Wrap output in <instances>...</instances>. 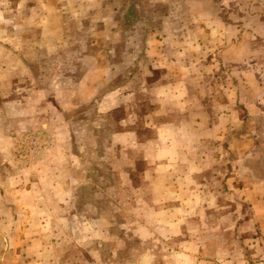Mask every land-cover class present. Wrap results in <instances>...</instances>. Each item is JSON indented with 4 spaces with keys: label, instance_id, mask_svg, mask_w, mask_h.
<instances>
[{
    "label": "rangeland",
    "instance_id": "obj_1",
    "mask_svg": "<svg viewBox=\"0 0 264 264\" xmlns=\"http://www.w3.org/2000/svg\"><path fill=\"white\" fill-rule=\"evenodd\" d=\"M0 264H264V0H0Z\"/></svg>",
    "mask_w": 264,
    "mask_h": 264
},
{
    "label": "crops",
    "instance_id": "obj_2",
    "mask_svg": "<svg viewBox=\"0 0 264 264\" xmlns=\"http://www.w3.org/2000/svg\"><path fill=\"white\" fill-rule=\"evenodd\" d=\"M80 173H82L81 171H78V170H71L70 171V174L68 173V177L69 179L71 180V183H72V187L71 188H67V190L65 191L68 195V197L66 199H64V201L62 200H55V199H51L50 197V200L53 201V203L55 202V204L57 205V207H60V208H64L66 204H68V206H73V204L76 202V193H78L75 189L77 188V186L75 184H80V179H82L83 175H80ZM38 192H35V194L37 195V197L39 198H43L45 200H47L46 198V195L44 192H42L39 188H38ZM34 191H30V194H32ZM49 194H52L51 191H48ZM65 200H68L66 201L65 203Z\"/></svg>",
    "mask_w": 264,
    "mask_h": 264
},
{
    "label": "built area",
    "instance_id": "obj_3",
    "mask_svg": "<svg viewBox=\"0 0 264 264\" xmlns=\"http://www.w3.org/2000/svg\"><path fill=\"white\" fill-rule=\"evenodd\" d=\"M32 145H35V147L37 148L36 151H38L39 148L43 147L39 139H36L35 141H33Z\"/></svg>",
    "mask_w": 264,
    "mask_h": 264
}]
</instances>
